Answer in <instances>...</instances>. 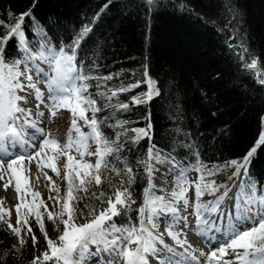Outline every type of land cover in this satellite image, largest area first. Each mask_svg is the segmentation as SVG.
I'll return each mask as SVG.
<instances>
[{
    "label": "snow or ice",
    "instance_id": "obj_1",
    "mask_svg": "<svg viewBox=\"0 0 264 264\" xmlns=\"http://www.w3.org/2000/svg\"><path fill=\"white\" fill-rule=\"evenodd\" d=\"M147 3L151 5L154 0ZM31 15V11L23 12L10 25L0 20V27L6 29L0 35V182H4L5 191L14 186L19 200L15 205L16 226H13L5 219V214L10 218L11 212L3 207L0 198V221L7 223L21 248L27 242L21 236L22 229L31 238L34 248L38 243L30 219L35 221L47 248L34 255L30 264H264V186L249 177L257 147L264 145V134L243 158L232 159L222 166L204 164L198 152L195 163L177 161L175 156L150 143L146 159L140 162L144 165L147 186L142 189V203L134 209L133 170L127 163L119 168L110 160L120 150L103 131L106 120L111 117L97 114L109 106L127 110L128 104L110 105V101L121 92L140 87L141 83L147 85V91L132 97V102L147 103L160 94L156 81L148 77L145 66L143 81L117 90L91 92V81L113 79L112 75L99 77L91 75V69L85 71L79 47L91 28L84 26L67 44L43 41L33 45L24 29V20ZM37 31L42 33L43 29ZM9 42L16 44L19 58H6ZM229 47L236 46L230 44ZM236 54L244 62L247 47L241 44ZM257 63V59H252L250 63L244 62L243 67L257 69ZM261 75L257 70L256 77L264 84ZM96 87H100L99 83ZM101 98L108 103L98 106L97 100ZM61 109L71 113V126L63 144L41 126L45 110L49 118H55ZM126 123L117 121L111 127L126 131L123 127ZM82 127L89 131L84 132ZM132 131L136 141L145 137L151 141L150 113L147 127ZM119 136L117 132V140ZM90 141L95 145L94 151L90 150ZM86 156L95 157L94 163L85 159ZM60 157L65 158L63 197L55 181L43 171L48 167L59 177L60 170L53 161H59ZM25 161L28 165L35 162L37 170L50 181L49 191L57 195H50L49 200L54 206L59 205L58 211H49L40 192L30 186V167ZM165 163L170 165L165 173L172 174L170 192L155 183V175L160 172L156 165ZM225 168L234 169L229 182L217 184L215 179H209ZM191 172L197 174L196 179H190ZM109 173L124 178L114 184ZM233 178H236L235 183H230ZM102 183L113 188L111 195L90 191ZM190 189H194L191 201ZM205 195L213 198L204 200ZM86 198L98 203L85 202L81 208L80 202ZM133 211L135 217L131 214ZM45 215L60 231L55 239L50 238L45 229ZM218 224L223 226L217 227ZM186 230H193L204 238L211 250L205 253L193 248L186 238ZM166 236L173 243H166ZM230 251L233 258L225 259Z\"/></svg>",
    "mask_w": 264,
    "mask_h": 264
},
{
    "label": "trees",
    "instance_id": "obj_2",
    "mask_svg": "<svg viewBox=\"0 0 264 264\" xmlns=\"http://www.w3.org/2000/svg\"><path fill=\"white\" fill-rule=\"evenodd\" d=\"M27 11L32 15L25 18L24 29L33 45L43 41L67 44L84 26L91 28L79 47L85 71L113 77L91 81V92L143 81L145 66L148 77L156 81L160 94L147 103L132 102V97L147 91V85L141 83L110 101V105L128 104L127 110L109 106L97 114L111 117L103 131L120 150L110 160L119 168L127 163L133 170L134 209L142 203V189L147 186L140 162L146 159L150 143L177 161L195 163L198 152L204 164L222 166L243 158L264 134V84L256 77L259 70L264 79V0H154L151 5L147 0H0V20L6 24H14ZM5 32L0 27V35ZM241 44L248 49L244 62L257 59V69L243 67L236 54ZM5 56L19 58L14 42H9ZM105 103L103 98L97 100L98 106ZM149 113L152 139L136 141L132 129L146 128ZM117 121L127 122L126 131L111 127ZM91 145L94 151L95 145ZM233 171L225 168L209 179L217 184L229 182ZM109 175L114 184L124 178ZM249 177L264 186V145L257 147ZM164 188L171 191V178ZM90 191L111 195L113 188L102 183ZM85 202L98 203L86 198L79 206L83 208ZM131 214L135 217L134 211ZM30 223L38 241L35 248L25 230L21 236L27 242L21 248L8 226L0 223V264H30L34 255L46 250L39 227L34 220ZM44 223L48 236L55 239L60 231L46 215Z\"/></svg>",
    "mask_w": 264,
    "mask_h": 264
},
{
    "label": "rangeland",
    "instance_id": "obj_3",
    "mask_svg": "<svg viewBox=\"0 0 264 264\" xmlns=\"http://www.w3.org/2000/svg\"><path fill=\"white\" fill-rule=\"evenodd\" d=\"M80 124L83 125V122L80 121ZM43 127H45L46 132L51 129L53 130L58 136L64 135L66 133H68V130L71 126V113L66 110V109H61L58 113L57 116L55 118H49L48 117V113H46L45 119L43 124L41 125ZM82 130L84 132L89 131V129L87 127H82ZM92 149V148H91ZM73 155H76L75 152L72 153ZM77 158H79L77 156ZM85 159L91 160L93 163L95 161V157H85ZM65 158L64 157H60L59 161H53L57 163V166L60 170L61 175L58 177L50 168L48 167H44L43 171L47 173V175L49 177H51L52 181H55V184L59 187L60 189V196L63 197L64 193H65V189H66V182L63 180V175H64V169L62 168V163L64 162ZM25 165L28 167H34L37 168V165L35 162H32L31 165H28L27 161H25ZM195 173V172H194ZM197 174L195 173L194 176H192L193 180L196 179ZM169 176L167 177V179H165V182L168 180ZM40 185L38 187L34 186V183L29 182L30 186L32 187L33 190L35 191H39L41 194V198L44 200L45 204L47 205V208L49 211H58L59 210V205H55L54 206V202L52 200H49V196H53L55 197L57 195V193L55 191L50 192L49 191V183L50 181H47L44 176L40 173ZM6 182V181H5ZM165 182H159L158 179H156V175H155V183L157 184V186L161 187L164 186ZM3 183L4 182H0ZM34 186V187H33ZM10 188V189H9ZM7 192L5 190L3 197L5 198L3 201V207L5 209L10 210L11 215L10 218L7 216V214H5V219L9 220V222L13 225L16 226V221H17V213H16V209H15V205L19 202L18 200V196L17 193L15 192V189L12 187H9ZM37 188V189H36ZM235 188H233V192H235ZM230 195H232V193H230ZM189 199L193 200L194 199V189H190L189 193H188ZM213 197L211 196H204L203 199L204 200H209L212 199ZM27 199L30 201L31 200V196L29 195L27 197ZM43 209V208H42ZM23 210V209H22ZM4 223L5 225H7V223L0 221V223ZM163 227V226H162ZM163 230V229H161ZM211 250L208 249V252ZM233 258V253H231V251L229 252V255L227 257H225V259H232ZM93 264H95V262H93Z\"/></svg>",
    "mask_w": 264,
    "mask_h": 264
},
{
    "label": "bare ground",
    "instance_id": "obj_4",
    "mask_svg": "<svg viewBox=\"0 0 264 264\" xmlns=\"http://www.w3.org/2000/svg\"><path fill=\"white\" fill-rule=\"evenodd\" d=\"M40 87L43 88V85H40ZM45 112L47 113L46 110H45ZM47 132H50L52 134V136L55 137V138H57L61 144H63L65 142L66 137H67V134H68V133H66L64 135L58 136L51 129H49ZM165 169H167V168H162V169H160V172L156 173V179H158L159 182L165 177L166 174H168V173H165V171H164ZM37 176H39V179L38 180L36 179ZM39 180H40V172L37 170V168H34V167L31 166L30 167V173H29V182L34 183V186L35 187H38L40 185V181ZM10 187L14 188V186H10ZM3 190H5V189L2 186V183H0V198H2L3 201H4L5 198L3 197V195H4V192L5 191H3ZM38 191H39V189H38ZM181 207H182V205H181ZM189 211H191V209H189ZM222 226L223 225H220V224L217 225V227H222ZM162 229H163V227H162ZM186 233H187L186 238L191 243V245L193 246V248L202 249L205 253H207L208 252V249L211 248L209 246V244L206 243L205 239L202 238L200 235H198L195 231H193V230H186ZM165 242L166 243H173L171 241V239L169 237H167V236L165 237Z\"/></svg>",
    "mask_w": 264,
    "mask_h": 264
}]
</instances>
